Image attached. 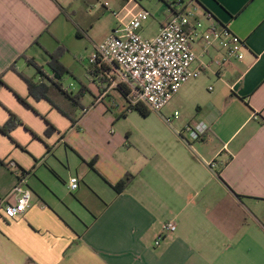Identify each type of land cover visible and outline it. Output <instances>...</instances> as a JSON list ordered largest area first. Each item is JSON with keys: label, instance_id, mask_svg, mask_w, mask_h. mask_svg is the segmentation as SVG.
Segmentation results:
<instances>
[{"label": "crops", "instance_id": "1", "mask_svg": "<svg viewBox=\"0 0 264 264\" xmlns=\"http://www.w3.org/2000/svg\"><path fill=\"white\" fill-rule=\"evenodd\" d=\"M94 1L148 11L153 36L174 2L0 0V202L19 172L31 191L18 219L0 213V264H264V0H197L202 20L244 41L243 58L184 84L166 105L179 117L160 112L159 127L133 125L149 114L109 67L89 63L123 24L89 22ZM197 123L206 130L192 141ZM167 222L176 231L156 247Z\"/></svg>", "mask_w": 264, "mask_h": 264}, {"label": "built area", "instance_id": "2", "mask_svg": "<svg viewBox=\"0 0 264 264\" xmlns=\"http://www.w3.org/2000/svg\"><path fill=\"white\" fill-rule=\"evenodd\" d=\"M135 1V0H132ZM169 10L171 16L151 38L140 35L141 22L150 14L142 10L128 23L121 24L95 46L90 64L107 66L120 83L127 86L128 101L143 104L148 110L160 113L184 84L206 72L223 76L236 62L242 60L244 41L234 35L226 24H218L210 13L202 20L197 13V0H174ZM108 7V4H105ZM113 13L114 17L118 13ZM199 43L200 50L194 45ZM179 117L175 111L165 122ZM202 123L188 125L186 132L192 141L199 140L205 132ZM15 168L14 162H9ZM29 174L19 172L16 184L0 202V213L7 220H16L30 206ZM74 176L68 181L70 191L78 189ZM176 231L173 222L162 224L154 245L159 246Z\"/></svg>", "mask_w": 264, "mask_h": 264}, {"label": "rangeland", "instance_id": "3", "mask_svg": "<svg viewBox=\"0 0 264 264\" xmlns=\"http://www.w3.org/2000/svg\"><path fill=\"white\" fill-rule=\"evenodd\" d=\"M89 1H92V0H89ZM94 2L96 4L95 8L97 11H96V13H94V12L92 13L89 22L95 23L98 21L97 19L100 17L101 22L99 23L98 28L101 31L107 30L109 28L110 24L114 21L116 22V24H118V22L125 24V23H128L131 19H133V16H131L130 14L125 16L123 14V11L121 12L119 10V7L115 6L111 2H108V3H111V10L114 11V13L119 12L118 19H115V17L113 16V13L111 11H109L107 8H106L107 10L104 9L105 8L103 6L104 1H102V3H103L102 5L96 1H94ZM83 11H84V8H83ZM197 13H200V11L197 10ZM152 25H153V19L151 17H148L147 19H145L141 22V27H140L139 31L144 30L146 32L143 37H145V36L152 37L153 36V33L149 30L152 27ZM60 57L61 56L59 55V61H60ZM79 87H80V85H79ZM87 96H89V94ZM90 100H91V97H90ZM89 103L90 102H88L87 100H85L83 102L84 105H88ZM191 111H192V109L189 108V112H191ZM161 114L165 115L164 116V119H165L166 118V107L161 111ZM161 114L149 110V117L146 120H143L140 117V119L143 121L139 120L136 123L134 120H132V122H133V125H136V126L159 127V126H162L159 119H158L160 117L159 115H161Z\"/></svg>", "mask_w": 264, "mask_h": 264}, {"label": "trees", "instance_id": "4", "mask_svg": "<svg viewBox=\"0 0 264 264\" xmlns=\"http://www.w3.org/2000/svg\"><path fill=\"white\" fill-rule=\"evenodd\" d=\"M50 59H51V67H53L52 66L53 63L60 65L59 54H51ZM125 91L126 90L122 89V93L124 94V96H127V93ZM20 101L23 104H25L23 100H20ZM132 107H133V109L137 110L142 116H147L149 114V110L143 104H136ZM13 126H14L13 120L8 121L4 131L11 129ZM51 128L52 127H49L46 132L49 133L51 131ZM131 179H132V176H130V175L125 176V178L123 180H121V182L119 183L118 187L123 189L124 187H126L128 185V183L130 182Z\"/></svg>", "mask_w": 264, "mask_h": 264}]
</instances>
